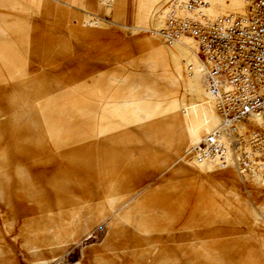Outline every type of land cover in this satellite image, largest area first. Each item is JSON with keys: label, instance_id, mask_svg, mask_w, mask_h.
<instances>
[{"label": "rangeland", "instance_id": "rangeland-1", "mask_svg": "<svg viewBox=\"0 0 264 264\" xmlns=\"http://www.w3.org/2000/svg\"><path fill=\"white\" fill-rule=\"evenodd\" d=\"M166 1L0 0V264H264V187L192 172L215 96Z\"/></svg>", "mask_w": 264, "mask_h": 264}, {"label": "built area", "instance_id": "built-area-1", "mask_svg": "<svg viewBox=\"0 0 264 264\" xmlns=\"http://www.w3.org/2000/svg\"><path fill=\"white\" fill-rule=\"evenodd\" d=\"M176 4L170 5L163 38L170 45L183 37L197 42L224 123L235 129L254 117L264 120V0H247L242 13L216 19L204 14L206 0L181 3L184 16H178ZM248 145L232 143L231 160L242 175L264 171V126L254 131ZM226 151L212 133L203 136L192 153L215 156L226 167L230 164Z\"/></svg>", "mask_w": 264, "mask_h": 264}, {"label": "bare ground", "instance_id": "bare-ground-1", "mask_svg": "<svg viewBox=\"0 0 264 264\" xmlns=\"http://www.w3.org/2000/svg\"><path fill=\"white\" fill-rule=\"evenodd\" d=\"M103 1H105L107 5H110L113 3V0H103ZM174 1L178 3V4H176V5H178L176 7V9H177L176 13L178 14V16H184L185 13H183L182 9H180L179 6L181 3H183L187 0H167L164 5L160 6L154 12V18L156 19V21H158V24H159V28L156 31V35L162 39H164L163 35H162V31L165 29L166 20H167L168 16L171 14V6L170 5ZM246 1L247 0H245V7H246ZM206 2H207V7L204 9V12L207 15L205 13L204 14L206 16L215 15V13H217V12H216V9L213 7L212 0H206ZM119 4H121V1H119ZM242 5H243V0H242ZM233 7H235V4ZM227 12H228V10H227ZM218 13H220V12H218ZM229 15H237V14H229ZM210 19H216V18H210ZM185 39H191L194 41V43L196 44L197 55L200 58V60L202 61V63H203L202 65H204V67H202V65H200L199 63L196 62L195 68L198 70L205 68L206 72L209 75L208 66H207L206 62L204 61V59L202 58V56L200 55V50H199L197 42L190 37H183L177 42L183 41ZM193 51L195 52V50H193ZM214 106H215V111L219 117L212 119V118L208 117L207 113H205V115L201 114V113L199 114L198 112L202 109V107L195 105V144L206 134L208 135V134L215 133L217 135L219 141L225 145V148L227 150L226 156L228 157V159L230 158L229 166H231L233 169L236 170V172L238 173L240 178L246 184H248L250 186H254V187H256V189L261 190V188L264 187L263 186L264 185V171L253 173L252 175H242L239 173V171L236 169V167L232 163L231 157L233 155L232 154V143L235 142L236 140L242 141V142H245L246 146L249 147L248 144H249V141H250L254 131H256L257 129H262L264 126L263 118L254 117L248 122H239L236 125L235 129H229V127L224 123L223 117L221 116L220 112L218 111L216 97L214 98ZM197 145H195L194 147H192L189 150L190 156H195L192 153V151L195 149V147ZM195 159H204V160L213 161L214 163H217L219 165L221 164L219 159L215 156L198 155V156H195Z\"/></svg>", "mask_w": 264, "mask_h": 264}, {"label": "crops", "instance_id": "crops-1", "mask_svg": "<svg viewBox=\"0 0 264 264\" xmlns=\"http://www.w3.org/2000/svg\"><path fill=\"white\" fill-rule=\"evenodd\" d=\"M57 1H59V0H57ZM147 44L149 45V48L151 49L152 48L151 44L148 43V42H147ZM197 106H199V105H197ZM201 107H202V109L198 112L199 114L201 113V114L205 115V113H207L208 117L212 118V119H214L216 117H219L217 114L210 113L206 109H204V111H203L204 106H201ZM194 110H195V106L192 107V111H190V112H193ZM188 128H189V131H188V134H187L188 135V139L194 145L195 144V120L192 121V123L189 125ZM196 162H197L196 166L195 167H191L193 169L192 170L193 173H195V169H197L201 173L208 172V171H210L212 169V167L215 164L213 161L204 160V159H196ZM224 178L226 180H230L232 178V175L229 174V173H225ZM199 181L203 182L204 179H199ZM212 191L214 193H217V192L220 193L221 192V190L218 187H216V186H214ZM154 250H156V247L153 249V252H154Z\"/></svg>", "mask_w": 264, "mask_h": 264}]
</instances>
